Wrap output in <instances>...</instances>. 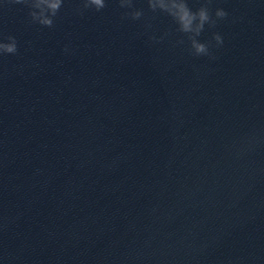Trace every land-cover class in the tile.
Returning a JSON list of instances; mask_svg holds the SVG:
<instances>
[{"label": "water", "instance_id": "95a60500", "mask_svg": "<svg viewBox=\"0 0 264 264\" xmlns=\"http://www.w3.org/2000/svg\"><path fill=\"white\" fill-rule=\"evenodd\" d=\"M78 5L0 0V264H264V0H212L215 59Z\"/></svg>", "mask_w": 264, "mask_h": 264}, {"label": "clouds", "instance_id": "9594fccd", "mask_svg": "<svg viewBox=\"0 0 264 264\" xmlns=\"http://www.w3.org/2000/svg\"><path fill=\"white\" fill-rule=\"evenodd\" d=\"M13 3L23 4L28 8L29 22L39 24L43 27L51 28L54 26V20L61 10L64 0H12ZM119 8L126 9L122 14V19L140 20L144 15L141 9L133 6V0H116ZM148 10L152 13H162L171 18L175 25V32L181 33L186 37L188 51L194 56H207L209 59H215L210 49L218 48L223 44V38L219 33L213 32L211 40L201 42L198 37L205 30L215 28L218 22L227 18L228 13L217 7L214 11L211 9L212 0H201L200 6L193 10L188 5V0H146ZM106 7V0H79V5L75 9L77 14L82 15L85 10L93 9L97 12ZM145 28H151L146 24ZM157 38L149 36V40L159 43L165 36ZM177 44H184V39H178ZM18 51L17 40L12 35H0V56L16 54ZM64 51H68L65 46Z\"/></svg>", "mask_w": 264, "mask_h": 264}]
</instances>
